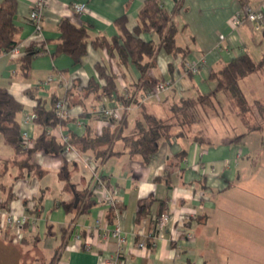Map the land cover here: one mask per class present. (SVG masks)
<instances>
[{"label":"crops","instance_id":"0c3cea01","mask_svg":"<svg viewBox=\"0 0 264 264\" xmlns=\"http://www.w3.org/2000/svg\"><path fill=\"white\" fill-rule=\"evenodd\" d=\"M144 1L47 0L41 33L45 53L31 61L25 77L21 75L19 58L8 57L0 66V87L23 105L25 113L36 106V99L24 93L27 89L47 101L53 97L66 98L72 120L55 133L60 129L65 134L82 136L86 126H90L100 135L108 124L103 119L90 120L83 114H93L97 106L109 102L88 93V84L90 79L99 86L104 84L97 78V63L108 65L119 75L118 70L104 49H95L90 43L78 64L65 54L52 57L59 38L57 26L66 18L77 26L87 27L91 39L111 38L118 34L114 21L122 16L132 30ZM164 2L170 11L172 0ZM34 3L35 0H16L14 24L20 28L17 39L21 52L35 41L34 30L28 23ZM75 3L86 4L87 11L74 12ZM263 3L264 0H184L175 19L180 29L176 44L190 50L186 61L200 63V70L186 75L180 60L161 50L149 78L172 79L173 90L161 94L159 99L144 101L138 92L137 100L166 117L173 101L194 97L198 92L208 93L213 87L207 82L208 74L222 64L245 53L259 61L264 55V30L254 32L246 22L234 28L231 19L242 7L256 9ZM141 38L156 39L152 35ZM169 65L173 67L171 74ZM263 72L264 66L241 81V90L243 87L250 94L247 100L251 106L256 100L264 103ZM125 73V80L119 76V90L139 77L133 65ZM125 111L131 128L139 116L138 105L131 104ZM253 112L260 123L258 130L247 133L234 110L227 111L229 115L220 110L219 115L202 125L203 132L211 128L215 140L206 135L203 144L181 138L161 140L156 154L146 163L139 157L123 154L103 162L98 171H94L89 154L38 151L29 158L26 154L16 155L0 135V159L19 163L0 178V184L6 189L11 187L14 194L8 211L31 216L23 202L43 196L40 215L34 218L33 226L24 228L21 242L31 237L33 244L39 241L55 253L61 243L60 230L73 217L65 214L57 203L71 196L67 182L78 188L90 186L93 170L105 177L108 191L117 194L113 213L110 207L96 204L89 213L77 216L55 264H264V118L255 109ZM22 116L17 117L19 122ZM30 134L35 138L38 128L32 125ZM240 135L243 137L239 141L230 143ZM116 149H122L120 141ZM182 151L185 155L180 158ZM36 165L38 168H32ZM5 197L0 191L2 202ZM142 205L148 214L139 218L137 213ZM159 205L163 206L161 213L167 212L170 220L163 231L153 233L154 214ZM47 223L53 226V236H45ZM114 227L124 234L122 240L107 234ZM75 232L81 234V242L88 244V248L74 244ZM4 236L10 237L8 233ZM141 243L144 248H139Z\"/></svg>","mask_w":264,"mask_h":264},{"label":"trees","instance_id":"16d2710c","mask_svg":"<svg viewBox=\"0 0 264 264\" xmlns=\"http://www.w3.org/2000/svg\"><path fill=\"white\" fill-rule=\"evenodd\" d=\"M172 2L173 7L169 11L164 0H145L137 13V24L132 30L127 28L126 17L122 16L114 21L118 34L111 38L98 36L91 39L87 27L77 26L66 18L62 19L57 26L59 38L52 57L65 54L74 64H78L86 54L87 45L90 43L95 49L106 51L119 73L118 75L113 72L108 65L97 63L95 65L97 78L102 80L104 84L99 86L94 79H90L87 90L88 93L95 94L98 100L103 97L106 98L109 102L108 105L120 104L118 106H122V109L119 119L106 118L104 121L108 126L102 129L100 135H96L94 128L90 126H86L82 136L67 134V143L73 147L77 154L90 155L91 162L94 164V171H98V167L106 160L123 154L130 158L139 157L146 163L156 154L161 140L181 138L203 144L205 139L202 133L192 132V126L197 122H202L203 119L205 121L219 115L221 108L217 97L218 93H223L229 99L235 115L247 133L260 128V123L255 120L253 109L261 118H264V103L256 100L251 106L241 90L240 82L264 66V55L259 61H256L245 53L222 64L216 71H211L208 74L207 82L213 84L208 93L198 92L194 97H182L173 101L169 105V115L166 117L157 115L145 103L137 100L138 92L143 95L154 86V81L149 78V72L155 67L157 55L161 50L180 60V66L186 75H193L192 72L185 71L186 58L190 50L176 44V36L180 29L175 19L181 13L184 0H172ZM15 9L16 0H2L0 3V53L9 52L19 46L17 36L20 33V28L14 24ZM141 35H152L156 39L143 40ZM42 46H44V42L39 46L32 42L18 57L22 76H27L31 61L45 52ZM130 65L136 68L139 77L119 90V76L125 80V71ZM168 70L171 74L173 67L169 65ZM170 81L173 83L172 79ZM172 90L173 88L170 91ZM24 93L36 99V106L30 113L34 116L33 125L38 128V134L33 138L31 148L23 146L20 122L17 117L26 114L24 107L5 88L0 87V135L3 143L10 146L14 154H26L27 158L38 151L61 153L65 143L61 142L55 130L63 127L72 119L70 115L64 119L59 118L55 113L54 106L58 100H63L69 109L66 98L53 97L47 101L37 97L36 93L30 89L25 90ZM131 104L138 105L139 116L134 121L133 126L129 128L125 109ZM83 116L90 120L104 119L100 114L94 112L93 114L85 113ZM242 137L241 135L236 136L230 143H236ZM119 141L122 143L121 150L116 149V143ZM184 155L185 152L182 151L179 157L182 158ZM17 163L16 161L0 159V178ZM34 167L37 165L32 166V168ZM100 178L108 187L105 177L101 175ZM67 185L71 191V196L67 200H60L57 206L61 207L65 214L73 217L70 219L69 225L60 230L61 243L55 251L51 264H55L59 252L64 248L67 236L71 231L70 225L75 218L89 213L90 209L96 205L90 186L78 188L77 185L69 184V182ZM0 191L6 195L2 206L8 210V205L14 197L12 189L11 187L6 189L0 184ZM42 200L43 196L39 195L29 200L31 204L24 201L23 206L27 208V214L38 217L41 212ZM28 203L30 204L29 207ZM162 209L163 206L159 205L157 213L154 214L153 233L157 232L156 219L160 217ZM110 210L113 213V207H110ZM146 214H148L147 208L142 205L137 217L140 218L141 215ZM54 234L52 224L47 223L45 236H53ZM82 249L84 248L82 247Z\"/></svg>","mask_w":264,"mask_h":264},{"label":"built area","instance_id":"2783aa9c","mask_svg":"<svg viewBox=\"0 0 264 264\" xmlns=\"http://www.w3.org/2000/svg\"><path fill=\"white\" fill-rule=\"evenodd\" d=\"M47 5V0H35L33 7L31 8L28 14V23L34 30L35 34V43L39 46L42 41V14L43 10ZM72 9L74 12L78 14L85 13L87 11V6L84 3H75L72 5ZM249 23L252 26L254 32H262L264 30V3L259 8H250L248 6L242 7L239 12L234 14L231 19V26L234 28L241 25L242 23ZM43 50L46 51L45 45L42 46ZM43 52L42 54H44ZM22 55V52L19 50L18 47L12 49L9 52L0 53V66H2L6 59L19 57ZM201 64L198 62H186L185 64V71H190L193 74H196L200 70ZM150 75V74H149ZM49 80L52 77L48 78ZM154 86L151 90L144 93L142 95V101L144 100H151V99H159L160 95L170 91L173 88V83L170 80H159L155 79ZM127 96V94H125ZM56 115L64 119L69 116V112L66 106V103L63 100H58L54 106ZM120 106H99L94 109V113L100 114L104 119L111 118L114 120H118L120 117ZM34 116L31 113L23 114L21 121H20V130H21V139L23 146L25 148H31L33 144V139L30 134V128L33 125ZM58 136L61 142L65 143V146L61 152V154H69L75 153L77 154L73 147L67 143L68 136L60 129L58 130ZM78 155V154H77ZM87 165L90 167L89 163ZM96 173V172H95ZM92 170V178L90 182V188L93 192V199L95 200L96 204H102L108 207H115L117 202V194L110 193L102 182L100 176L101 174H95ZM100 191V194H98ZM34 218L31 216L26 215H18L15 213H11L8 210H5L2 206V201L0 200V236L4 233H8L9 236L13 238V240L21 242L23 239V231L24 228L30 227L34 225ZM170 220V216L167 212L163 211L160 214V217L156 219V229L157 231H163ZM100 222H96V226H99ZM4 229V231H3ZM109 237L122 240L124 238V234L120 232L118 228H111L108 230ZM73 240L75 245H84L87 246L88 244H82L81 242V234L79 232H75L73 234ZM139 248H144V244H138ZM88 248V246L86 247Z\"/></svg>","mask_w":264,"mask_h":264},{"label":"rangeland","instance_id":"374dc122","mask_svg":"<svg viewBox=\"0 0 264 264\" xmlns=\"http://www.w3.org/2000/svg\"><path fill=\"white\" fill-rule=\"evenodd\" d=\"M240 84L242 85L241 82ZM244 84L246 83H243V85ZM242 90L244 91L247 99H249L250 94L246 93L243 87ZM217 97L221 111L224 114H228L227 111L233 110L229 99L223 93H218ZM203 122H205L204 119L202 120V122L195 123L192 126V132L202 133L204 139V136L206 135V138L211 137L215 140V135L211 131L210 127L207 129V131H202V125L205 124ZM32 241L33 240L31 239V237H29L25 240V242H15L11 236L5 238V236L2 234L0 236V264H51L52 258L55 256V253L49 251L48 248L44 247L43 244H40L39 241H35L34 244L32 243Z\"/></svg>","mask_w":264,"mask_h":264},{"label":"water","instance_id":"95a60500","mask_svg":"<svg viewBox=\"0 0 264 264\" xmlns=\"http://www.w3.org/2000/svg\"><path fill=\"white\" fill-rule=\"evenodd\" d=\"M15 18V17H14Z\"/></svg>","mask_w":264,"mask_h":264}]
</instances>
